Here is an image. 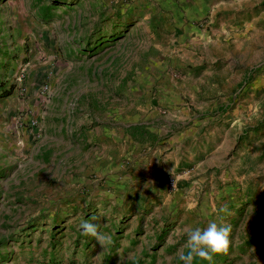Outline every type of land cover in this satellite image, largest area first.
I'll list each match as a JSON object with an SVG mask.
<instances>
[{
	"label": "rangeland",
	"instance_id": "1",
	"mask_svg": "<svg viewBox=\"0 0 264 264\" xmlns=\"http://www.w3.org/2000/svg\"><path fill=\"white\" fill-rule=\"evenodd\" d=\"M207 2L172 17L166 0H0V264H179L210 222L230 233L209 264H264V0ZM169 84L192 112L176 128L211 121L153 179L119 137ZM204 132L225 153L199 162Z\"/></svg>",
	"mask_w": 264,
	"mask_h": 264
},
{
	"label": "crops",
	"instance_id": "2",
	"mask_svg": "<svg viewBox=\"0 0 264 264\" xmlns=\"http://www.w3.org/2000/svg\"><path fill=\"white\" fill-rule=\"evenodd\" d=\"M166 1L168 2L167 6L170 11L168 15L172 17H179L184 15L187 16L189 14L198 16L202 9V7L199 5L202 0H199V2L198 0ZM220 2L221 0H208V2L204 4L207 5V12H211L212 10L214 11V7ZM147 83V81L144 82V84L146 85ZM170 85L171 84H169V87L164 90L163 95H151L148 93L146 104L144 105L146 108H142V106L139 105H132L133 107L139 109V112L132 113V111H129L131 115L127 117L130 121L127 124L123 125L122 132L120 133L121 135L119 137L120 140L123 141L128 148V151L125 155L128 160L126 161L127 164L129 165L133 163L134 171L138 170L139 167L144 169V166H146L145 173L147 174V176L152 177L153 179L159 178L162 175V170L164 169V167L161 164L163 163L162 161L167 158L164 157L163 151H166V149L172 147V143L174 142V140L178 141V145L182 144L184 146L188 143H196L192 139L194 138V135H191V129H196V125L204 126L211 121V117L208 116L204 117L200 121H197L193 126H189V128H184V126H180V129L176 128V124H186L187 119H190L188 117L192 112H190V106L188 105H182L180 107L177 106V109H172L174 108V106H172L171 103L173 102L174 98H176V95L181 96V93L179 92L181 89L175 86L174 90H172ZM182 93L184 94V91H182ZM155 101L157 102V104ZM165 103H168L166 104L167 107H172L171 112H169V119L167 118V116H165V118H162L159 115L160 105H165ZM234 110H237L236 107L227 112V115L232 117L231 115L235 114ZM144 112L146 113L145 115ZM193 116L196 118L197 114H194ZM160 118L165 121L160 120ZM169 125L170 128H166V126ZM164 133H166L165 137H163ZM200 135V139L203 141L198 138V147L200 148L198 151V155L202 156L197 157L200 158L199 162H202L201 160L204 159L215 158L217 151H222L223 153H225L223 143L225 137L214 144V142L212 143V140H210V142L206 140L207 135L205 132L203 133V136L202 134ZM81 140H83V138H81ZM87 140H89V138ZM204 140L207 141L206 144L204 143ZM163 144H165V147H163ZM202 144L204 145L203 151L201 149ZM206 152L207 154H205ZM172 153L173 152H171V154ZM178 159H174V157L170 158L171 161L175 162V166L178 164ZM152 170L153 172H151Z\"/></svg>",
	"mask_w": 264,
	"mask_h": 264
},
{
	"label": "clouds",
	"instance_id": "3",
	"mask_svg": "<svg viewBox=\"0 0 264 264\" xmlns=\"http://www.w3.org/2000/svg\"><path fill=\"white\" fill-rule=\"evenodd\" d=\"M100 215H104L103 212ZM98 217L94 216L93 219ZM82 234L95 237L97 243L103 248L111 242V238L98 231V226L90 222L81 224ZM230 226L218 225L210 222L204 229L199 227L187 231V254L180 253L179 259L184 264H193V260L199 257L202 260L211 261L213 254H227L229 249Z\"/></svg>",
	"mask_w": 264,
	"mask_h": 264
},
{
	"label": "trees",
	"instance_id": "4",
	"mask_svg": "<svg viewBox=\"0 0 264 264\" xmlns=\"http://www.w3.org/2000/svg\"><path fill=\"white\" fill-rule=\"evenodd\" d=\"M53 3H55L56 1L58 2V1H61V2H65V0H51ZM49 11V9L48 8H45V10H44V13H47ZM2 87H4V86H2ZM11 93V91L10 90H4V92H3V96H7V95H9ZM180 263H181V261H180ZM179 263V264H180ZM210 263V261H208V260H202V259H200L199 257H196V258H194V260H193V264H209ZM42 264H57L54 260H49L48 262H44V263H42Z\"/></svg>",
	"mask_w": 264,
	"mask_h": 264
},
{
	"label": "built area",
	"instance_id": "5",
	"mask_svg": "<svg viewBox=\"0 0 264 264\" xmlns=\"http://www.w3.org/2000/svg\"><path fill=\"white\" fill-rule=\"evenodd\" d=\"M175 179L174 178H170L169 180H168V185L171 187V188H173V187H175Z\"/></svg>",
	"mask_w": 264,
	"mask_h": 264
}]
</instances>
